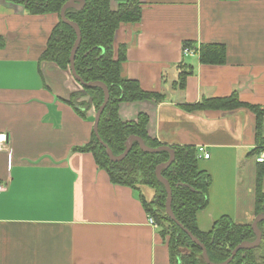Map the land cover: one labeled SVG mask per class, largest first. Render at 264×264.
Segmentation results:
<instances>
[{"label":"crops","instance_id":"obj_1","mask_svg":"<svg viewBox=\"0 0 264 264\" xmlns=\"http://www.w3.org/2000/svg\"><path fill=\"white\" fill-rule=\"evenodd\" d=\"M141 3V20L115 33L127 47L123 75L165 98L123 101L121 119L146 114L149 136L162 145L211 153L198 161L212 178L209 205L197 213L201 231L222 216L252 224L264 144L248 105L264 111V0ZM57 19L0 0V132L10 136L0 152V264H170L142 200L152 202L156 190L114 184L92 153L74 151L91 139L95 116L67 102L80 90L72 73L42 57ZM205 43L224 46L225 62L203 63ZM183 44L195 52L184 54ZM233 95L241 106L184 108ZM261 131L264 140V117Z\"/></svg>","mask_w":264,"mask_h":264},{"label":"trees","instance_id":"obj_2","mask_svg":"<svg viewBox=\"0 0 264 264\" xmlns=\"http://www.w3.org/2000/svg\"><path fill=\"white\" fill-rule=\"evenodd\" d=\"M25 5L34 14L53 13L57 22L52 29L48 45L43 51V59L55 62L60 68L71 73L70 56L77 38L75 28L62 20L61 10L67 0H14ZM81 9L70 7L66 17L79 24L82 39L75 57L77 73L85 82L101 81L108 85L109 101L99 121V134L112 149L114 155L122 154L130 136L138 135L153 148L162 144L149 136L147 125L149 117L140 114L136 121H123L119 114L121 102H134L149 99L161 102L165 95L157 91L144 90L139 81L123 75V65L127 59L126 45H116L115 33L122 23H137L142 17L141 0H126L118 10L113 11L110 0H85ZM192 47L191 45H187ZM200 57L203 63H224L226 49L224 46L202 44ZM187 73L181 72L178 84L184 86ZM80 90L71 94L67 100L77 107L85 118L90 109L94 116L104 100V90L100 86L86 87L80 84ZM89 97V101L86 100ZM242 104L236 95L227 98L203 99L187 110L208 109L211 107L232 109ZM257 115V142L262 140L264 111L248 105ZM95 119V117H94ZM93 119V121H94ZM175 159L162 169V175L168 179L172 188V210L177 220L193 233L207 248L210 259L215 263L227 260L232 251L244 241L256 240L251 224H238L229 216L220 217L209 232L201 231L197 213L209 205L211 175L201 171L198 165V149L193 146H173ZM74 151L90 152L98 167L107 171L112 183L136 187L148 185L156 190L152 202L143 198L147 212L159 225V235L168 249L170 264H206L202 249L166 212L167 190L156 174L157 166L170 158L168 151L156 153L145 152L137 141L125 158L113 161L107 154L106 147L97 138L94 129L91 139L84 145L75 147ZM260 152L259 150H255ZM258 162V161H257ZM260 167L256 182V215L264 212V162ZM262 231L259 246L241 249L229 264H264V220L258 223Z\"/></svg>","mask_w":264,"mask_h":264},{"label":"water","instance_id":"obj_3","mask_svg":"<svg viewBox=\"0 0 264 264\" xmlns=\"http://www.w3.org/2000/svg\"><path fill=\"white\" fill-rule=\"evenodd\" d=\"M85 3H86L85 0H67L66 3L64 4L62 10H61V17L65 23H67V24H69L75 28L76 35H77V38L75 40L74 46L72 48L71 56H70V68H71L72 75L83 86H86V87L100 86L104 90V100H103V103L101 104V106L99 107L98 111L96 112L95 120H94V124H93V129H94V132H95L97 138L99 139V141L106 147L107 154L110 157V159L113 161H120L123 158H125L127 156V154L130 152V150L132 149L134 141H137L139 143L140 147L145 152H148V153H156V152H160L162 150H166V151L170 152L169 160L158 165L157 169H156L157 177L159 178V180L161 182H163L165 184L166 190H167L166 212L173 220H175L180 225L181 228L184 229L185 232L188 233V235L192 238V240L200 246V248L202 249L203 259H204L206 264H229L233 260V258L236 256V254L238 253L239 250L250 249V248H254V247L259 246L261 241H262V231L259 228L258 223L264 220V212L258 214L251 224V226H252V228L256 234V240H254L252 242L244 241V242L240 243L232 251L231 256L227 260H225L224 262H222V263L213 262L209 257L206 246L196 236H194L191 231L186 229L177 220V218L174 214V211L172 210V188H171V185H170V182L168 181V179L162 175V169L170 166L173 163V161L175 159V150L171 146H168V145H162V146L157 147V148L150 147L145 143V141L140 136L132 135L129 137V139L127 141V147H126L125 151L120 155H114V153L112 152V149L108 146L107 143H105L102 140V138L100 137V134H99L98 126H99V121H100L101 115H102V113H103V111H104V109H105V107L109 101L110 91H109L108 85L106 83L101 82V81L85 82L81 78V76L77 73L76 67H75V57H76V53H77V50L79 48V45H80V42L82 39V33H81V28H80L79 24L66 17V10L68 8L75 7L77 9H81L85 6Z\"/></svg>","mask_w":264,"mask_h":264},{"label":"built area","instance_id":"obj_4","mask_svg":"<svg viewBox=\"0 0 264 264\" xmlns=\"http://www.w3.org/2000/svg\"><path fill=\"white\" fill-rule=\"evenodd\" d=\"M182 50L184 54L189 55L195 52V49H192L191 47L186 46L185 44L182 45ZM10 143V136L7 132H0V152L6 148H8ZM199 154L198 158L199 160L204 158L208 159L211 156V153L207 150L205 146H199L198 148ZM258 162H264V152H262L259 156H257ZM5 186L0 184V190H4ZM149 223L153 225L155 228H159V225L157 224L154 217L150 216Z\"/></svg>","mask_w":264,"mask_h":264},{"label":"rangeland","instance_id":"obj_5","mask_svg":"<svg viewBox=\"0 0 264 264\" xmlns=\"http://www.w3.org/2000/svg\"><path fill=\"white\" fill-rule=\"evenodd\" d=\"M86 100L89 101V97H86Z\"/></svg>","mask_w":264,"mask_h":264},{"label":"flooded vegetation","instance_id":"obj_6","mask_svg":"<svg viewBox=\"0 0 264 264\" xmlns=\"http://www.w3.org/2000/svg\"><path fill=\"white\" fill-rule=\"evenodd\" d=\"M251 249V248H250Z\"/></svg>","mask_w":264,"mask_h":264}]
</instances>
